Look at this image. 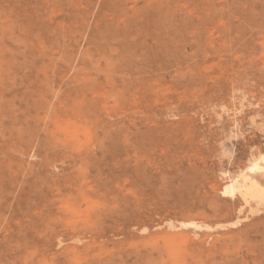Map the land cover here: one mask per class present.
I'll use <instances>...</instances> for the list:
<instances>
[{
    "label": "rangeland",
    "instance_id": "obj_1",
    "mask_svg": "<svg viewBox=\"0 0 264 264\" xmlns=\"http://www.w3.org/2000/svg\"><path fill=\"white\" fill-rule=\"evenodd\" d=\"M249 180L264 0H0V264H264Z\"/></svg>",
    "mask_w": 264,
    "mask_h": 264
},
{
    "label": "bare ground",
    "instance_id": "obj_2",
    "mask_svg": "<svg viewBox=\"0 0 264 264\" xmlns=\"http://www.w3.org/2000/svg\"><path fill=\"white\" fill-rule=\"evenodd\" d=\"M245 181V180H244ZM250 181V180H249ZM233 182H231V184H232ZM236 183H238V182H236ZM229 184L230 186L228 187V189H227V187H226V194H228V192H231V190H234L235 189V185L236 184ZM258 185V184H257ZM255 183H253V182H247V183H244V184H242L241 185V189H240V191H238V192H242L243 193V198L246 196H248V197H261L262 196V198H263V194H264V192L259 188V186H257ZM228 186V185H227ZM240 187V186H239ZM224 193H225V191H224ZM228 195H231L230 193L228 194ZM245 195V196H244ZM252 199V198H251ZM260 199V198H259ZM245 202L246 201H248V199L247 200H244Z\"/></svg>",
    "mask_w": 264,
    "mask_h": 264
}]
</instances>
